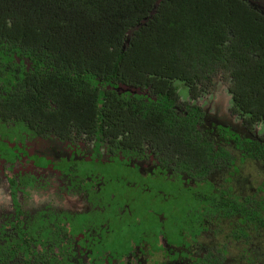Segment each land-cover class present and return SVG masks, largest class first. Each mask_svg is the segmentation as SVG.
<instances>
[{"label": "trees", "instance_id": "16d2710c", "mask_svg": "<svg viewBox=\"0 0 264 264\" xmlns=\"http://www.w3.org/2000/svg\"><path fill=\"white\" fill-rule=\"evenodd\" d=\"M216 78L225 81L231 115L252 133L264 131V0H0V146L14 142L12 131L23 125L70 142L94 132L108 153L116 134L147 113L182 137L176 142L184 160L203 159L212 170L223 165L221 172L236 176L238 158L229 153L235 127L198 126L206 115L199 103L176 108L181 86L199 101ZM109 122L111 136L103 140L100 129ZM219 133L230 140L227 150ZM238 146L247 152L238 162L264 163V144L243 137ZM13 152L3 148L0 166L23 151ZM259 193L243 203L247 226L262 216ZM2 229L0 264H26L12 262V251L26 258L30 242L11 241Z\"/></svg>", "mask_w": 264, "mask_h": 264}, {"label": "flooded vegetation", "instance_id": "af4514ba", "mask_svg": "<svg viewBox=\"0 0 264 264\" xmlns=\"http://www.w3.org/2000/svg\"><path fill=\"white\" fill-rule=\"evenodd\" d=\"M220 94L215 87L204 89L199 101L187 96L177 102V111L199 103L206 115L197 120L198 126L212 122L235 127L237 145L229 153L245 158L238 140L254 138L263 145L264 131L252 133L226 112L228 101ZM147 116L137 118L134 129L116 134L108 153L94 132L70 142L52 138L37 126L18 125L12 131L14 142L0 146V156L3 148L13 149L15 156L19 149L23 152L20 159L10 153L2 159L0 227L11 241L21 244L26 239L31 244L26 258L14 249L12 262L21 258L26 264H264V210L249 226L241 214L248 194L259 193V187L247 189L244 184L250 181L239 180L243 169L264 174V163L254 157L245 165L236 160L239 173L226 176L223 165H212L217 167L212 170L203 159L184 160L181 153L186 149L176 142L182 139L178 132L163 128L161 117L155 126ZM110 124L100 129L103 140L111 136ZM217 138L224 147L230 141L220 133ZM224 160L230 162L228 155ZM162 184L168 193L160 189ZM261 189L264 199L262 184ZM201 194L207 203L191 209L203 199ZM186 195L187 209L179 218L176 203ZM256 205L252 201L253 212H258ZM38 232L44 238L31 234Z\"/></svg>", "mask_w": 264, "mask_h": 264}, {"label": "rangeland", "instance_id": "374dc122", "mask_svg": "<svg viewBox=\"0 0 264 264\" xmlns=\"http://www.w3.org/2000/svg\"><path fill=\"white\" fill-rule=\"evenodd\" d=\"M216 84H215V88L216 90H220L223 94L224 90H223V86L225 85V81L221 78H216ZM179 94H181V99H186L187 98V90L185 87H182L180 88L179 90ZM221 94V95H222ZM226 112H230L228 109H226ZM261 133V132H260ZM1 154V153H0ZM242 171V174L239 176V180H241V182L245 183L246 180H249L250 183H245L244 184V187H246L247 189L251 188V189H254V188H257V187H260L261 184L264 182L263 179H264V174L261 173L259 174V176L256 174V172H254L253 170L249 172L248 169H243L241 170ZM163 190V192H166L168 193L170 190L169 188H167L166 186H164V184L161 185V188ZM212 187L210 186L208 189H207V197L209 198V192L211 191ZM196 190V189H195ZM202 192V191H201ZM203 199H200L199 201H197L194 205L195 206H190V208H196L197 206L199 205H203V204H206L208 200L205 201V197L203 194H201ZM259 195H262V193H259ZM187 195L184 197V198H180L177 203H176V207L178 208V211L175 212V216H178L179 218L181 217V212L183 209H187V205L185 206L187 200ZM125 233H122V235H124ZM99 263V262H97Z\"/></svg>", "mask_w": 264, "mask_h": 264}, {"label": "water", "instance_id": "95a60500", "mask_svg": "<svg viewBox=\"0 0 264 264\" xmlns=\"http://www.w3.org/2000/svg\"><path fill=\"white\" fill-rule=\"evenodd\" d=\"M223 99H224V100H226V98H225V97H223Z\"/></svg>", "mask_w": 264, "mask_h": 264}]
</instances>
